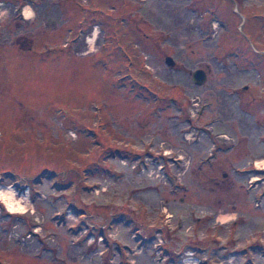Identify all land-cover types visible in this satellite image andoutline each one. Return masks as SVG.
<instances>
[{
  "label": "rangeland",
  "instance_id": "rangeland-1",
  "mask_svg": "<svg viewBox=\"0 0 264 264\" xmlns=\"http://www.w3.org/2000/svg\"><path fill=\"white\" fill-rule=\"evenodd\" d=\"M9 191L0 264H264V0H0Z\"/></svg>",
  "mask_w": 264,
  "mask_h": 264
},
{
  "label": "bare ground",
  "instance_id": "bare-ground-1",
  "mask_svg": "<svg viewBox=\"0 0 264 264\" xmlns=\"http://www.w3.org/2000/svg\"><path fill=\"white\" fill-rule=\"evenodd\" d=\"M171 11H176L174 16H170ZM189 9L187 6L182 7H174L167 9L165 13L161 11H156L154 14L151 15V19L153 23H160L162 20V17H164V22L162 23V30L164 31L165 36L167 37H176L175 29L178 28L182 24V20L188 16ZM30 10H27L24 8V15L29 16ZM172 17V18H171ZM27 18H25L26 20ZM93 33L92 35L87 38V43L89 46L93 45ZM0 200L5 205V208L10 212L20 211V208L22 207L21 204L12 196V193L9 191V194H4L0 192Z\"/></svg>",
  "mask_w": 264,
  "mask_h": 264
},
{
  "label": "water",
  "instance_id": "water-1",
  "mask_svg": "<svg viewBox=\"0 0 264 264\" xmlns=\"http://www.w3.org/2000/svg\"><path fill=\"white\" fill-rule=\"evenodd\" d=\"M164 62L169 67H173V65L175 64L174 59L170 56H165ZM205 79H206V71L203 68H196L193 71H191V80L196 85H201L205 81Z\"/></svg>",
  "mask_w": 264,
  "mask_h": 264
},
{
  "label": "flooded vegetation",
  "instance_id": "flooded-vegetation-1",
  "mask_svg": "<svg viewBox=\"0 0 264 264\" xmlns=\"http://www.w3.org/2000/svg\"><path fill=\"white\" fill-rule=\"evenodd\" d=\"M37 81V80H36ZM8 91V85L6 86V92ZM10 92V91H9ZM9 92H7L5 95H4V101H8V94ZM3 102H1L2 104ZM57 109H62V107L60 106H57Z\"/></svg>",
  "mask_w": 264,
  "mask_h": 264
}]
</instances>
